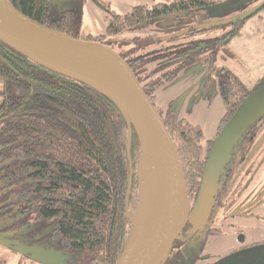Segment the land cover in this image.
I'll return each mask as SVG.
<instances>
[{
    "label": "trees",
    "instance_id": "trees-1",
    "mask_svg": "<svg viewBox=\"0 0 264 264\" xmlns=\"http://www.w3.org/2000/svg\"><path fill=\"white\" fill-rule=\"evenodd\" d=\"M9 1L53 30L114 48L131 63L155 104L162 82L172 80L180 67L153 77L147 67L163 56L153 51L155 43L137 47V55L130 51L134 59L127 60L128 40L119 35L173 14L188 15L229 0H166L151 8L135 6L125 15L116 14L101 35L86 31L82 18L86 0H66L61 11L51 8L52 0ZM241 24L233 29L232 37L240 33ZM186 33L156 39L177 40ZM222 70L224 114L215 137L250 94L238 77ZM263 85L264 81L256 83V88ZM158 111L178 151L187 188L195 190L215 137L206 141L200 126ZM129 127L122 111L106 96L46 70L0 42V233L8 229L29 237L34 234L29 231L31 222L51 223L48 237L66 264H70L68 257L81 256L90 264H115L131 239L130 215L139 199L140 145L135 129ZM29 256L21 254L16 264H32L27 261L32 260ZM10 259L2 256L0 264H9Z\"/></svg>",
    "mask_w": 264,
    "mask_h": 264
},
{
    "label": "water",
    "instance_id": "water-1",
    "mask_svg": "<svg viewBox=\"0 0 264 264\" xmlns=\"http://www.w3.org/2000/svg\"><path fill=\"white\" fill-rule=\"evenodd\" d=\"M228 1L207 9L241 7L244 12L222 22L199 25V28L237 24L264 8V0ZM253 6V5H252ZM186 15H172L179 19ZM231 36L227 38L228 41ZM0 42L35 64L55 74L85 84L110 99L135 129L140 145V163H146L147 187L154 190L136 220V235L131 239L115 264H164L174 242L183 240L182 232L196 208L208 201L214 192L217 177L234 146L248 130L264 118V85L256 88L238 106L236 112L221 129L209 150L196 204L192 210L183 165L174 141L156 105L120 54L111 46L94 40L77 38L45 26L19 11L9 0H0ZM205 47H200L202 50ZM80 66L83 71L76 66ZM90 74L98 84L83 78ZM140 178V176H139ZM141 199V183L139 199ZM137 213V210H136ZM133 219V218H132ZM195 230L190 234L193 235ZM0 245L13 247L21 254L32 255L48 264H66L65 256L56 251L40 252L0 238ZM264 249L252 248L244 253ZM239 255V254H237Z\"/></svg>",
    "mask_w": 264,
    "mask_h": 264
},
{
    "label": "rangeland",
    "instance_id": "rangeland-1",
    "mask_svg": "<svg viewBox=\"0 0 264 264\" xmlns=\"http://www.w3.org/2000/svg\"><path fill=\"white\" fill-rule=\"evenodd\" d=\"M65 1L66 0H52L50 4L51 8L60 11ZM161 1L163 0H89L85 3V7L82 11V18L85 23V28L88 29L86 30L87 32L90 30V33L94 35H101L106 32L108 26V21L105 18L107 16V10L116 9L120 13H125L139 4L151 5ZM238 1L240 0H229L228 2L236 3ZM243 12L244 10L241 7L194 10L192 14L190 13L181 19L165 18L153 24L133 27L121 33L119 38L134 40L136 38L142 39L143 37L152 36L156 41V37L173 35L180 27L184 30L187 29L188 21L191 22L190 24L192 25L190 28H192L193 26L198 27L199 25L218 23L227 19H232ZM258 13L244 21L238 22L236 25L228 23L216 27L196 29L197 33H195L194 36H188L189 34L186 33L184 38L176 43H189L184 47L185 49L188 48L187 52H189L190 48L193 49V44L199 43L198 41L209 38L220 39L232 29L237 28L236 26H239L240 23H243L241 24L240 33L237 36L223 43H221L222 40H220V44L213 45L207 48V50H200L194 54L191 53V61L184 66L179 64L178 67L181 66L182 68L180 72H177L172 80L162 82L163 86L161 85L162 87H160V90L156 91V105L164 111L163 114L172 111L177 120L186 119L191 124L200 126L205 138L213 139L215 137L220 119L224 114L220 84L217 76L219 69L223 67L226 68L228 72L238 77L241 83L246 86L250 92L255 90L256 83L264 81V10H260ZM185 32L187 31L185 30ZM116 49L119 50L117 47ZM153 51L158 53L159 48L156 47ZM184 54L185 52L182 53V56ZM174 56V54H170L157 58V60L148 65L147 71L152 73V75H154L153 77L158 76L160 73L156 74L155 71L161 65H165L164 69H166L168 63H176L174 61H177L181 57ZM221 72L223 73V71ZM257 128L258 140L254 144V149L258 148L259 145L263 146L264 119L258 123ZM250 149L253 150L252 147ZM252 168H256L255 164L252 165ZM251 172H253V170H251ZM249 175L251 176V173H249ZM138 176H140L139 173ZM255 179L251 184L255 183ZM140 183L141 178H139V187ZM229 197L230 200H227L228 204L225 207L228 209V212L234 209V206L232 207L230 204L237 199H231V194ZM136 210L137 207L134 213L130 215L131 219L133 218V228L131 230L133 236L136 235L135 224L137 218L134 216ZM230 222L237 223L239 219H231ZM30 225L29 231L34 233L31 234V236L25 237L19 235L18 231H16L15 234L11 233L9 237L17 241L21 246L38 249L43 252L56 251L61 253L57 244L52 242L48 237L52 228L51 223L44 224L38 222L36 224L31 222ZM260 226V228L253 230L252 233L257 235V233L260 232L258 236L262 235V239H264V223L260 222ZM260 229L262 231H260ZM20 234H22L21 231ZM35 236L40 238H35ZM5 247H0V257L4 256L11 258L9 264H16L21 254ZM218 251L220 254H222V252L225 253L227 247L220 246L219 244ZM30 257H32V260H30ZM29 258L30 259H27V261H32V264H44L40 263L32 255H30ZM67 261L70 264H90L88 258L84 256L77 258L68 257Z\"/></svg>",
    "mask_w": 264,
    "mask_h": 264
},
{
    "label": "flooded vegetation",
    "instance_id": "flooded-vegetation-1",
    "mask_svg": "<svg viewBox=\"0 0 264 264\" xmlns=\"http://www.w3.org/2000/svg\"><path fill=\"white\" fill-rule=\"evenodd\" d=\"M87 1L89 0H86V2ZM261 1H259L258 3H260ZM74 2H79V0H74ZM163 2H166V0L157 3H163ZM139 5L148 6L149 8H151L152 5L154 4L151 5L139 4ZM84 7L85 4L82 10L84 9ZM131 9L129 11H131ZM54 10L57 11L56 9ZM261 10L263 11L264 8ZM129 11L125 13H120L116 9H111L110 11L107 10V12L105 11L107 13V16L105 18L107 19L108 22H111L116 14L125 15ZM181 14L187 16L186 12L173 14V15H181ZM190 23L191 22L189 21L187 22L188 26L187 29L185 30L189 34L188 36H194V34L197 33V30H195L197 26H193L192 28H190V26L192 25ZM185 30L181 29L180 27V29L176 30L177 32L167 37H172L174 35L181 34L185 32ZM232 31L233 29L229 33L221 37L220 39L209 38L198 41L199 43L193 44L194 47L193 49L190 48L189 52H187L188 48L187 49L184 48L189 43L185 42L181 44H176L179 40L184 38L185 34H183L177 40H167L165 42H159L157 39L155 41L154 38L148 39L147 38L148 36L143 37L142 39L133 38L134 40L130 39V41L129 40L126 41V44L128 45V46L126 45V48H130V49H126L124 54L126 55L127 60H133L134 55L130 51H132L135 55H137L138 53L137 47L143 48L147 42L150 43L154 42L155 47L159 48L157 54H163L162 57L168 56L170 54H174L175 55L174 57L181 56L177 60L178 62L168 63L167 64L168 67H166V69L164 68L162 69L164 71L161 70L160 72H157L160 73L158 75L160 76L162 75L163 72H167V71L173 72L176 68H179L178 67L179 64L183 66L186 65L188 62L191 61L190 60L191 53L194 54L200 51L198 50V48L205 47L202 50H207V48L212 47L213 45L220 44L219 43L220 40H222L221 43H223L225 42V40H227L229 36H231V39L234 38L232 37L234 36L233 35L234 32L232 33ZM183 52H185V54L182 56ZM126 63L129 66H131V63H128L127 61ZM223 68H220L217 74L220 84L221 97H222V90H221L222 77H220V75L222 73L221 70ZM181 69L182 68L180 66V70ZM230 74L232 73L230 72ZM175 76L176 74L174 75V77ZM155 105H156V101H155ZM157 108L164 113V111L161 110L159 107ZM167 113H172V112H167ZM258 123L259 122H257L256 126L250 128L247 134L244 135L242 139L234 146L232 152L229 154L230 158L229 156L227 157L226 161L224 162L220 170V173L216 180L213 194L211 195L210 199L208 201H205L199 209L198 208L195 209L194 214L190 215L181 235L183 240H177L174 242L170 256L164 264H264V253H263L264 249L255 252L244 253L252 248L264 246V239H262V235L258 236L260 232H258L257 235L252 233L253 230L261 227L260 222L264 223V183H263L264 182V142H262L263 146L259 145L258 148L254 149L255 148L254 144L258 140L257 137ZM210 140L212 139L206 138V141H210ZM251 147L253 148V150L250 149ZM206 160H205V164H206ZM253 164H255L256 166L255 169L252 168ZM251 170H253V172H251ZM249 173H251V176L249 175ZM254 179H255V183L251 184L253 183ZM199 188H200V184L197 187V189L192 191L188 190L191 200L192 210L196 204ZM230 194H231V199L232 198L235 199L237 198V199L230 204L232 207L234 206L233 207L234 209L228 212V209L225 207L228 204V201L230 200L229 197ZM235 218L239 219V222L237 223L230 222L231 219H235ZM6 226H8V224ZM194 230L195 232L193 233V235L190 236V234ZM10 231L11 230L7 229L1 232L0 238L14 242V245L21 246L17 241H14L9 237V235L12 233ZM260 231L262 230L260 229ZM219 244L220 246L227 247V251L225 253L224 252H222V254L219 253L218 251ZM0 247H2V245H0ZM5 248L7 249L9 248L15 251L13 247H5Z\"/></svg>",
    "mask_w": 264,
    "mask_h": 264
},
{
    "label": "bare ground",
    "instance_id": "bare-ground-1",
    "mask_svg": "<svg viewBox=\"0 0 264 264\" xmlns=\"http://www.w3.org/2000/svg\"><path fill=\"white\" fill-rule=\"evenodd\" d=\"M78 68H80L82 71L83 69L76 64ZM83 78L92 80L95 84L99 83L93 79L90 74L86 73L83 74ZM148 171L146 172V163L143 161L140 168V178H141V199L137 208V213L134 215L135 218H138L140 214H142L143 210L146 209V206L148 204L149 199L151 198L154 190H148L147 187V179H148Z\"/></svg>",
    "mask_w": 264,
    "mask_h": 264
},
{
    "label": "crops",
    "instance_id": "crops-1",
    "mask_svg": "<svg viewBox=\"0 0 264 264\" xmlns=\"http://www.w3.org/2000/svg\"><path fill=\"white\" fill-rule=\"evenodd\" d=\"M142 1H143V0H142ZM162 86H163V85H162ZM162 86H161V87H162ZM159 90H160V88L158 89V91H159ZM157 93H158V92H157ZM169 112H172V111H169ZM172 113H174V112H172Z\"/></svg>",
    "mask_w": 264,
    "mask_h": 264
}]
</instances>
